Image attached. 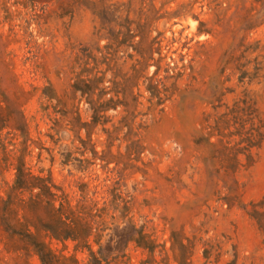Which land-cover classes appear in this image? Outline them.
<instances>
[{"label": "rangeland", "instance_id": "1", "mask_svg": "<svg viewBox=\"0 0 264 264\" xmlns=\"http://www.w3.org/2000/svg\"><path fill=\"white\" fill-rule=\"evenodd\" d=\"M113 38L128 46L114 52V69L129 70L140 57L130 45L139 47L160 64L171 98L152 104L142 88L132 131L119 108L108 113L112 139L101 125L87 137L71 123L77 108L90 119L71 85L82 54L99 55ZM241 99L264 132V0H0V194L14 180L1 160L22 155L72 205L98 215L106 264H179L178 253L184 264H264V141L238 163L209 142L218 143L219 113ZM227 139L235 154L240 138ZM1 223L0 264H42L8 248ZM130 224L152 248L128 240ZM74 244L52 242L89 264Z\"/></svg>", "mask_w": 264, "mask_h": 264}, {"label": "trees", "instance_id": "2", "mask_svg": "<svg viewBox=\"0 0 264 264\" xmlns=\"http://www.w3.org/2000/svg\"><path fill=\"white\" fill-rule=\"evenodd\" d=\"M111 40L112 43L105 45L99 51V55L89 51L82 54L84 67L71 85L72 92L79 93L81 101L87 103L90 113V119L84 120L80 110L75 109L71 123L79 132L85 130L87 137H92L90 128L95 129L101 125L102 131L108 135V140L113 137L112 132L106 127L111 123L108 115L110 111L122 108L127 114L122 117V126L128 128V131L133 130L132 116L137 111V107L142 104L140 101V97L143 96L142 88L148 93L147 99L152 104L161 105L171 98L169 87L160 84L156 78L161 71L160 64L147 60L139 47L130 45L140 57L131 58L133 63L129 70L116 71L114 52L128 46L124 41L115 38ZM152 65H155L156 69L153 75H149L148 70ZM109 73L110 76H108ZM45 94L50 99H58L57 95ZM74 106L72 105V108ZM72 108L66 105V109ZM259 123L260 120L252 105L242 99L235 101L232 106L226 105V110L219 113L212 127L214 129L212 136H217L218 143L211 142V138L209 142L224 147L225 152L222 156L238 163L241 154H245L248 158V154L241 150L259 147L264 141V132ZM232 127L236 131H233ZM2 130L0 129L1 132ZM235 136L240 139L236 143L238 147L235 154L234 152L232 154L225 140ZM79 138L83 142L80 134ZM4 152L6 153V149ZM93 152L98 151L94 149ZM63 158L64 163L71 160L68 154ZM106 160L109 164L110 161ZM1 161L14 169V180L5 191L6 197L0 194V200L3 203L1 224L11 240L10 245L6 244L8 248L35 253L42 264H78L75 255L68 256L63 253V250L58 252L52 245L54 241L63 244L73 241L76 251L88 252L89 264H106V260L97 255L101 249V233L100 229L97 231L94 227L93 220L98 215L92 209L86 210L72 205L66 197L57 192L58 187L48 177L35 174L27 166L22 155L16 156L13 163L5 157ZM0 165L2 166V162ZM25 193H28L27 197ZM252 215L255 217L254 214ZM128 221L130 223V219ZM130 225L132 234L128 240L135 242L138 246L152 248L144 231L135 224ZM93 242L99 245L98 251L94 249ZM175 259L179 264H184L183 254H176Z\"/></svg>", "mask_w": 264, "mask_h": 264}]
</instances>
